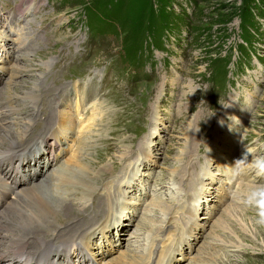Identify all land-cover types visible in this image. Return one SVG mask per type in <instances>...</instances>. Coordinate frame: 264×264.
I'll return each mask as SVG.
<instances>
[{"label":"rangeland","instance_id":"374dc122","mask_svg":"<svg viewBox=\"0 0 264 264\" xmlns=\"http://www.w3.org/2000/svg\"><path fill=\"white\" fill-rule=\"evenodd\" d=\"M96 1L0 0V112L11 103L8 114L30 125L26 140L33 150L20 155L24 166L4 180L23 201L36 185L47 194L85 140L82 151L94 172H103L90 175L101 181L89 200L72 198V215L58 202V215L46 220L63 230L68 220L105 216L99 221L108 224L100 227L105 236L99 227L89 233L88 264V253L95 264H125L115 261L133 250L141 256L147 247L146 264H166L169 256L167 264H264V227L236 195L237 186L242 191L264 178L249 171L232 176L245 145L254 149L249 163L264 157V0H169L170 21L134 56L124 49L128 27L114 30L115 21L103 14L90 21L85 5ZM98 22L108 25L100 29ZM83 89H89L84 106ZM48 115L55 123L46 127ZM60 117L77 130H65ZM10 121L0 120V132L18 128ZM145 218L152 220L147 226ZM161 225L169 231L157 233ZM36 226L26 228L48 230ZM162 243L172 252L159 261Z\"/></svg>","mask_w":264,"mask_h":264},{"label":"bare ground","instance_id":"6f19581e","mask_svg":"<svg viewBox=\"0 0 264 264\" xmlns=\"http://www.w3.org/2000/svg\"><path fill=\"white\" fill-rule=\"evenodd\" d=\"M89 89H90V87H89ZM89 89H85V90L83 89V91L82 90L80 91V93H79L80 99H81L80 105L84 106V103H85L84 99L87 98V92L89 91ZM28 95H33V93L30 92ZM33 97H34V95L31 98L32 100H33ZM29 106H30V104H29ZM12 108L13 107L10 103L8 106H6L3 109V111L0 112V120L1 121L4 122L8 119L10 121V119H11L10 122H14V124L18 125V128L13 129V130L8 128V127H4L3 125H1L3 127H2V131L0 132V148H5V149H0V197H4L5 200H8L9 206L11 204H13L14 207H17L18 211L16 213L9 214L7 212L8 211L7 210L8 205L5 208L0 209V264H88L87 261H89V260L87 259L86 248L88 247V251H89V246H92L90 243L91 235L96 232V230H95L96 228L99 227V230L101 232L100 234L103 235V237L105 236L106 231L102 232L100 229V227L104 228V225L108 226V224L106 222L102 226H100V224L105 220V216L104 217L102 216L99 219H95V218L99 217V215L96 214L95 217L93 216L88 220H81V219L79 220L78 219L76 221V220L71 219V220H68V221H72L71 225L66 226V227L64 226L63 230L61 229L62 227H59L60 222L58 223V225H54V224L50 225L48 223V220H46V219H48L50 217V215L52 216V214L53 215L56 214V211H55L56 208H55L54 204H56L58 202L63 204L64 201L67 203V204L63 205V211L65 210L64 214L67 211V214L70 213L72 215V212L74 210H77L76 207L74 206V203L71 202L74 200L72 198H74L76 194H78V195L80 194L79 196H83V200L84 199L89 200L90 198H92V195L96 191L97 185H98L99 181H101V180L99 179V181H96L97 177L93 178L91 175L93 173L94 174L96 173L97 174L96 176H100V173H103V172L102 171L100 172L98 170L96 172H94L96 170V166L93 165L91 158H89L88 156H85L84 152L82 151L83 147H85L84 143L86 141L84 140V141L80 142V140H79L78 145L76 147V150L74 152V156H72V159H69L66 162L67 168H68L67 171L62 172V173H57V178L54 177L53 181L51 180V183L48 185L49 193L48 192H46L47 194L41 193L40 191H38V186L36 185V186H34L33 190L27 191L25 193V196L27 197V201H23V199L18 196L20 191H18L17 189H14L13 185H10L9 183H7L6 180H4L5 177H8L7 174H10L12 172H14V173L19 172L21 170V168L24 166L23 165V158H21L20 155L22 153H24L25 150H31V153L33 152L32 148L27 147L28 141L26 140V134L29 131L30 125H24L23 123L19 122L18 118L20 115L15 117L17 115V114H15V112H11L10 114H8L9 111H12ZM99 108H95V110L92 111V116H90V117L92 118L93 122L97 118V116H99V112L97 111V110H100ZM17 113L20 114L21 111L18 110ZM61 113H63V112H61ZM50 116L51 115H48L45 118V120L47 122L45 125L46 127L52 126V124L55 123L53 121L55 115H52V117H50ZM3 122H2V124H3ZM59 123L61 126L65 127V130H67V131L77 130V127L76 128L71 127L70 122L65 120V118L62 119V117H60ZM78 123H79V129L78 130H80L83 127V125H82L81 120ZM52 128L53 127H51V129ZM63 130H64V128H63ZM44 132L48 133L49 131L47 129L46 131H43V133ZM94 133H96V132H94ZM62 134H63V132H62ZM44 137L46 138L47 135H44ZM66 140H67V137H66ZM43 143H44V139H43ZM35 145L36 146L41 145L40 141H38ZM94 166H95V170H94ZM69 171L71 173H75L74 177H72V175L69 174ZM251 172L252 171H249V173H251ZM56 180H57V183L55 182ZM43 185L44 184H42V186ZM110 186H111V184H110ZM58 189H61L62 191L58 192L57 191ZM15 190H17V191L14 192ZM23 192H25V191L23 190ZM10 193H13V194H10ZM204 193H205V190H204ZM10 196L12 199H9ZM111 196H109V197H111ZM111 199L109 200L110 202L108 204V206L109 205L110 206L105 211L106 214H108L107 216L110 215L109 210H111V204L113 203V200H111ZM104 200H103V204L106 207H108L106 205L107 199L105 201ZM11 201H12V203H11ZM25 203H27V204H25ZM160 206L162 208L164 206L166 207L167 205L164 204L162 201L160 203ZM66 208H67V210H66ZM88 209H89V207L87 208V210ZM167 210H170V209H167ZM57 213H58V211H57ZM98 213H100V212H98ZM173 213H174V211L168 213V215L171 216L170 219L172 218ZM57 215L58 214H56V216ZM59 215H60V212H59ZM100 215H101V213H100ZM147 215H149V214H147ZM169 216H167V219L169 218ZM59 218H61V217L59 216ZM5 220H6V222L8 221L9 223H5ZM100 220H103V221L99 223ZM151 221L152 220H148L145 218L143 220V222H144L143 224H146V226H147V224H149L148 222H151ZM169 222H170V220H168V223ZM43 223H45V227L48 230H43L42 232H36V229L34 228L36 233H33V232H31L32 229L30 230V228L29 229L26 228V226L30 227V225L34 226L36 224L39 227V226H42ZM95 223H99V224H97L93 229L88 230L86 228V229L82 230V228H77V227H83L85 225L88 226L89 224L91 225V224H95ZM55 224H57V223H55ZM74 224H76V227H73ZM151 225H152V223H151ZM54 226L57 227L55 231L53 230ZM92 226H90V227H92ZM163 226H165V228ZM168 226L167 225H161L158 228L157 233H160V234L163 232L165 233L169 229ZM166 227H167V229H166ZM43 228H44V226H43ZM58 229H61V230L58 231ZM80 230H82V231L80 232ZM38 231H39V229H38ZM151 231H152V229H151ZM90 232H92V233L89 236ZM107 232H109V231H107ZM68 237L71 239H65ZM155 237L156 236H154V239H155ZM169 237H171V236L169 235ZM138 238H139V236L136 237V240H139ZM154 239H152V240H154ZM163 240H162V238H160L159 241L158 240L157 241L162 242ZM157 241H155L151 244L152 248L154 247V245H156L158 243ZM158 246H159V243H158ZM161 246L165 247L164 243H162ZM147 248H149V249H147V250H149V252L148 251L146 252L147 254L145 253V254L139 256L138 251L135 252L133 250V251H131V253L129 255L126 256L125 255L126 253H125L120 259L118 258L115 261V263L120 262V263H125V264H144V261H145V264H146V262L148 263V261H150V258H151L150 255H152L151 251H150V247H147ZM164 249H165L164 250L165 253H162L163 251H160V250H159L160 253L158 252L160 254L158 257L159 261L162 260V258L160 259L161 255L166 257L167 252H168V254L170 252H172L170 248L165 247ZM173 251H174V249H173ZM175 251L179 252L177 249H175ZM88 254H89L88 256L91 259L90 263L95 264V262H94L95 257L92 256L90 253H88ZM170 255H171V253H170ZM171 257L172 256H169L167 263L169 260H171L170 259ZM74 261H75V263H74ZM162 262L163 261H161V263H159V264H162Z\"/></svg>","mask_w":264,"mask_h":264},{"label":"trees","instance_id":"16d2710c","mask_svg":"<svg viewBox=\"0 0 264 264\" xmlns=\"http://www.w3.org/2000/svg\"><path fill=\"white\" fill-rule=\"evenodd\" d=\"M155 2L157 9L153 7L152 0H97L93 6L85 5V9H88L90 21H98L97 16L103 14L108 21H115L113 29L128 27L124 49L129 56H134L135 48L141 47L148 35L156 39L159 28L170 21L171 14L166 10L169 0ZM98 23L100 29L108 25L107 22Z\"/></svg>","mask_w":264,"mask_h":264},{"label":"clouds","instance_id":"9594fccd","mask_svg":"<svg viewBox=\"0 0 264 264\" xmlns=\"http://www.w3.org/2000/svg\"><path fill=\"white\" fill-rule=\"evenodd\" d=\"M253 152L252 147L245 145L243 156L235 160L232 166L233 178H238L248 171L254 172L256 177L264 178V157H255L250 163L248 162V157L252 156ZM236 195L239 203L254 211V224L264 227V183L252 184L242 191L237 186Z\"/></svg>","mask_w":264,"mask_h":264}]
</instances>
